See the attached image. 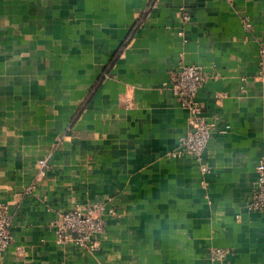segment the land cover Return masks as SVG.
Wrapping results in <instances>:
<instances>
[{"label": "crops", "instance_id": "0c3cea01", "mask_svg": "<svg viewBox=\"0 0 264 264\" xmlns=\"http://www.w3.org/2000/svg\"><path fill=\"white\" fill-rule=\"evenodd\" d=\"M261 45L264 0H0V264H264V210L248 206ZM181 63L206 75L207 172L171 156L190 127L170 88ZM94 202L115 210L98 247L58 243L59 211Z\"/></svg>", "mask_w": 264, "mask_h": 264}, {"label": "built area", "instance_id": "2783aa9c", "mask_svg": "<svg viewBox=\"0 0 264 264\" xmlns=\"http://www.w3.org/2000/svg\"><path fill=\"white\" fill-rule=\"evenodd\" d=\"M245 27L248 23L244 22ZM258 78L264 84V45L258 50ZM206 79L201 67L195 63H181L173 72L170 88L180 105L188 109L190 113V127L180 140L177 149L171 152L172 157L190 155L200 161L202 172H207L209 166L203 160V155L216 128L214 120L203 118L200 113L202 107L197 100L198 92ZM39 175L44 173L47 160L40 159ZM256 175L253 181L249 208L252 210H264V152L258 161ZM32 187V185L30 186ZM113 208L106 207L104 202H94L82 207H73L66 211H59L53 220V228L58 243H78L84 249H96L98 247V235L105 229L104 214H114ZM11 218L7 208L0 207V253H2L11 242L10 234ZM227 250L222 247L211 249L213 259H224Z\"/></svg>", "mask_w": 264, "mask_h": 264}]
</instances>
